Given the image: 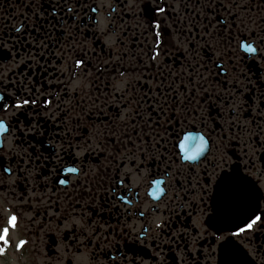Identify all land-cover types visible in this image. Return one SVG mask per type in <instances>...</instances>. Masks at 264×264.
<instances>
[{
    "label": "flooded vegetation",
    "instance_id": "1",
    "mask_svg": "<svg viewBox=\"0 0 264 264\" xmlns=\"http://www.w3.org/2000/svg\"><path fill=\"white\" fill-rule=\"evenodd\" d=\"M0 120V264H264V0H0Z\"/></svg>",
    "mask_w": 264,
    "mask_h": 264
},
{
    "label": "snow or ice",
    "instance_id": "2",
    "mask_svg": "<svg viewBox=\"0 0 264 264\" xmlns=\"http://www.w3.org/2000/svg\"><path fill=\"white\" fill-rule=\"evenodd\" d=\"M71 11V9H69ZM163 11V9H161ZM249 51H256L251 46H248ZM83 64L82 60H77L76 65L79 67ZM27 104L28 101L23 102ZM21 105H17L20 107ZM5 128L4 122L0 120V131H3ZM186 140H190V144L182 143L180 145L181 149L184 151L186 160H196L198 159L200 153L203 152L206 141L203 136L199 138L195 137H186ZM75 170V169H73ZM210 179V178H209ZM63 182V181H62ZM215 192L216 196L214 199V204L216 205L217 213H221L225 210L231 203L246 199L251 201L254 191L251 188L247 187L246 178L239 174L238 170H233L231 172L225 171L220 175L215 181ZM17 216L13 213L7 218V226L0 228V253L5 251V246L10 243L8 239V234L10 228L16 226ZM258 229H264V212H260L257 209H254L246 219L242 221L241 224L237 225L235 230L231 232L232 236H239L243 233L254 231ZM26 241H20L17 244V247L23 246ZM230 245V241L227 239L224 240L222 247L227 251Z\"/></svg>",
    "mask_w": 264,
    "mask_h": 264
}]
</instances>
